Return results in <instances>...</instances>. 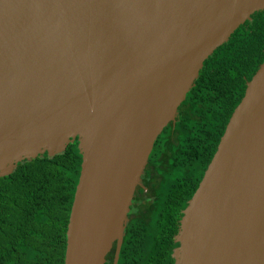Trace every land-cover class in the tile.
<instances>
[{
  "label": "water",
  "instance_id": "water-1",
  "mask_svg": "<svg viewBox=\"0 0 264 264\" xmlns=\"http://www.w3.org/2000/svg\"><path fill=\"white\" fill-rule=\"evenodd\" d=\"M264 0H0V176L78 140L64 264L119 260L158 136ZM174 237V264H264V62Z\"/></svg>",
  "mask_w": 264,
  "mask_h": 264
},
{
  "label": "trees",
  "instance_id": "trees-1",
  "mask_svg": "<svg viewBox=\"0 0 264 264\" xmlns=\"http://www.w3.org/2000/svg\"><path fill=\"white\" fill-rule=\"evenodd\" d=\"M264 62V10L204 61L199 77L149 156L151 201L132 206L117 264H174L182 211L197 189L248 81ZM82 155L64 152L17 164L0 176V264H64L66 230ZM130 216V215H129ZM115 245L105 264H113Z\"/></svg>",
  "mask_w": 264,
  "mask_h": 264
},
{
  "label": "flooded vegetation",
  "instance_id": "flooded-vegetation-1",
  "mask_svg": "<svg viewBox=\"0 0 264 264\" xmlns=\"http://www.w3.org/2000/svg\"><path fill=\"white\" fill-rule=\"evenodd\" d=\"M172 125L174 126V124H172ZM150 168H152L151 171L155 169L153 165L149 166V161H148V164L146 165L144 172L141 175L140 184L137 186V189L134 193V197L132 199V203L130 205V210L128 213L129 219L134 215L133 212L131 214H130V212H131V209H132V206L134 205V203L136 202V204H138L139 197H141L140 202L143 205H145V204H147V202L151 201L153 193L150 191L149 186L154 185L155 180L152 178L154 176L153 172H150V174H149L148 170H150Z\"/></svg>",
  "mask_w": 264,
  "mask_h": 264
}]
</instances>
